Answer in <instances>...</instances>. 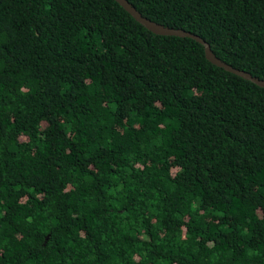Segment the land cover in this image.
<instances>
[{
  "label": "trees",
  "instance_id": "trees-1",
  "mask_svg": "<svg viewBox=\"0 0 264 264\" xmlns=\"http://www.w3.org/2000/svg\"><path fill=\"white\" fill-rule=\"evenodd\" d=\"M264 81V0H126ZM0 264H264V89L114 0H0Z\"/></svg>",
  "mask_w": 264,
  "mask_h": 264
},
{
  "label": "water",
  "instance_id": "water-1",
  "mask_svg": "<svg viewBox=\"0 0 264 264\" xmlns=\"http://www.w3.org/2000/svg\"><path fill=\"white\" fill-rule=\"evenodd\" d=\"M126 13H128L135 22H137L139 25H141L144 29L152 33L153 35L157 36H168V37H177V38H188L196 41L199 43L204 50V55L206 60L214 65L217 68H220L224 70L227 73H230L232 75H235L245 81H248L255 86L264 89V81L259 80L255 77H252L250 74L234 69L231 66L225 64L221 60H219L215 55L212 53L209 45L202 40L201 38L187 33L183 30L179 29H171L162 25H159L155 22H152L145 17H143L131 4H129L126 0H114Z\"/></svg>",
  "mask_w": 264,
  "mask_h": 264
}]
</instances>
